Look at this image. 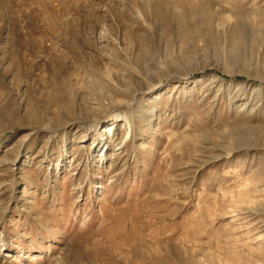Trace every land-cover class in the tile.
Wrapping results in <instances>:
<instances>
[{"label":"rangeland","instance_id":"374dc122","mask_svg":"<svg viewBox=\"0 0 264 264\" xmlns=\"http://www.w3.org/2000/svg\"><path fill=\"white\" fill-rule=\"evenodd\" d=\"M0 264H264V0H0Z\"/></svg>","mask_w":264,"mask_h":264}]
</instances>
